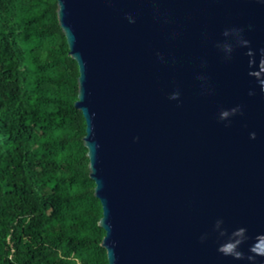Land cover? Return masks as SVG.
<instances>
[{"label":"water","instance_id":"water-1","mask_svg":"<svg viewBox=\"0 0 264 264\" xmlns=\"http://www.w3.org/2000/svg\"><path fill=\"white\" fill-rule=\"evenodd\" d=\"M56 5L108 264H264V0Z\"/></svg>","mask_w":264,"mask_h":264},{"label":"trees","instance_id":"trees-1","mask_svg":"<svg viewBox=\"0 0 264 264\" xmlns=\"http://www.w3.org/2000/svg\"><path fill=\"white\" fill-rule=\"evenodd\" d=\"M53 1L38 12L29 9L32 0H0V264H74L63 256L93 245L105 251L100 240L81 236L76 222L70 223L69 232L60 224L77 200L91 198L99 210L101 205L89 178L85 121L74 108L78 67L68 55ZM56 36L60 49L51 57L57 74H49L48 58L43 61L36 51L42 41ZM48 86L67 88L68 97L45 94ZM68 124V133L55 134ZM74 143H79L82 154L68 164L59 154ZM77 178L91 186L62 195L61 186ZM97 264H108L106 251Z\"/></svg>","mask_w":264,"mask_h":264},{"label":"rangeland","instance_id":"rangeland-1","mask_svg":"<svg viewBox=\"0 0 264 264\" xmlns=\"http://www.w3.org/2000/svg\"><path fill=\"white\" fill-rule=\"evenodd\" d=\"M22 1V0H20ZM31 1V0H30ZM33 6L29 7V9L33 11H42L44 12L47 4L54 2L53 0H32ZM60 49V39L56 36L51 39H47L41 42L40 47L36 51L39 57L45 61L44 59L48 58L46 61V72L49 74H57V71L53 69V62L51 57V52L56 53ZM20 73L25 72V67L22 65L19 68ZM43 92L50 96H55L56 98H67L68 97V89L59 90L55 86H48L43 89ZM70 124L64 126L62 128H57L55 130V134H64L70 131ZM33 149L27 151V154H31ZM82 149L79 143H74L72 145H68L60 152V158H63L68 164L74 163L81 157ZM82 167L80 166V171ZM91 186V183L77 178L75 181H68L67 183L61 186L62 195H70L76 192H82ZM90 211H93V214H90ZM101 210H99L95 201L91 198H85L83 200L75 201L70 208L67 209V212L63 216V220L61 221V226L66 232H69L70 223L76 222L79 224L78 233L81 236H88L90 238H94L96 240L102 241L104 237L103 231L98 228V222L101 218ZM96 227V228H95ZM61 256L60 250H58V256ZM63 256V255H62ZM61 256V257H62ZM105 256V251H100L96 248L95 245L92 246L91 249H86L84 251H79V253H72L71 257H65V260H71L74 264H97V262H101Z\"/></svg>","mask_w":264,"mask_h":264},{"label":"clouds","instance_id":"clouds-1","mask_svg":"<svg viewBox=\"0 0 264 264\" xmlns=\"http://www.w3.org/2000/svg\"><path fill=\"white\" fill-rule=\"evenodd\" d=\"M177 96H178V94H175V93H174V94L172 95V97H170V98H171V99H176V98H177ZM232 111H233V112H235V111H236V109H233ZM227 115H228V113H227V112H225V113H223V114H222V116H227ZM252 135H253V138H254V134H252ZM222 250H224V251H229V250H230V248H229V249H222Z\"/></svg>","mask_w":264,"mask_h":264}]
</instances>
